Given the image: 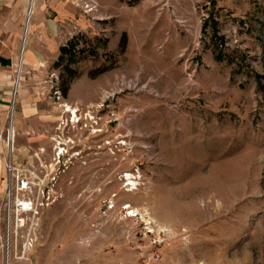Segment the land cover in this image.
I'll return each mask as SVG.
<instances>
[{"label":"rangeland","instance_id":"obj_1","mask_svg":"<svg viewBox=\"0 0 264 264\" xmlns=\"http://www.w3.org/2000/svg\"><path fill=\"white\" fill-rule=\"evenodd\" d=\"M41 1L59 15L58 42L75 37L85 50L72 77L60 51L21 65L13 123L24 104L39 138L8 144V114L0 264H264V0H166L187 24L164 5L175 31L126 34L124 47V32L91 14L140 0H96L91 12L85 0ZM163 1L148 4L157 12ZM68 105L87 124H73ZM10 148L52 190L28 248L25 227L9 233L5 219Z\"/></svg>","mask_w":264,"mask_h":264},{"label":"crops","instance_id":"obj_2","mask_svg":"<svg viewBox=\"0 0 264 264\" xmlns=\"http://www.w3.org/2000/svg\"><path fill=\"white\" fill-rule=\"evenodd\" d=\"M149 1L151 0H140L137 7L125 10L119 8L113 11L112 15L99 14L97 20H103L102 22L105 23L111 22L115 29L129 35L135 33L145 36L148 29L162 32L170 28L174 32L176 26L170 24L169 16L166 14L164 6L158 5L157 12H154L149 7ZM152 1L158 3L159 0ZM202 1L210 2V0H194L198 4ZM41 3L42 1L36 0V5L31 15V23L25 37L29 0H0V133L6 127L10 105L16 90L15 72L21 51L23 54L25 50L24 64L28 67L42 64L51 56L55 57L60 51L61 44H63L58 42L57 37L59 15H50L46 7L40 5ZM66 8L65 12L67 11ZM164 12L165 14H163ZM110 16L113 20H110ZM177 16L180 20L175 17V21L179 25L184 26L187 24L188 18L181 14L179 7L177 8ZM97 23L100 24V21H97ZM177 23L175 24L177 25ZM142 36L140 39L144 40ZM24 38H26V42ZM45 44L48 45V48L45 47ZM18 91L19 88L17 89L16 97ZM24 106V104L20 105L18 103V121L16 122L15 135V141H17L18 145H27L31 143L30 140L34 141L39 138L35 133H29L28 126L22 121L25 114L22 109Z\"/></svg>","mask_w":264,"mask_h":264},{"label":"built area","instance_id":"obj_3","mask_svg":"<svg viewBox=\"0 0 264 264\" xmlns=\"http://www.w3.org/2000/svg\"><path fill=\"white\" fill-rule=\"evenodd\" d=\"M162 5H168L172 14L177 20H180L177 16V5L175 3L164 0ZM85 7L87 11L91 12L97 7L96 0H85ZM91 18L96 20L98 18V14L92 13ZM19 76L20 71L17 70L16 78H19ZM106 96L109 97V94ZM14 101L15 97L13 96V104L11 105L13 108ZM14 112V109H10V120L12 119ZM81 118L82 116L78 115L76 119H74L73 113L70 114V121L73 124H87L86 122L81 121ZM95 121H97V119H95ZM7 139L9 144L10 134ZM65 148L66 146L64 143L59 145V159H61V156L64 155V151L62 150ZM5 168L7 175L4 187L3 205L8 231L9 233L12 230L17 232L19 229L25 227L26 233L24 234V243L26 246L25 248H28L33 245L36 239V228L39 224L41 207L45 204V202H50L52 190L50 189L49 182L46 181V174H43L35 169H26L21 162H18L13 153V149L11 148L9 149V155L5 161ZM41 192L44 195L43 197L40 196ZM46 193L48 194L47 199H45Z\"/></svg>","mask_w":264,"mask_h":264},{"label":"trees","instance_id":"obj_4","mask_svg":"<svg viewBox=\"0 0 264 264\" xmlns=\"http://www.w3.org/2000/svg\"><path fill=\"white\" fill-rule=\"evenodd\" d=\"M137 1V0H132ZM125 40H126V33H123L122 35V47L125 46ZM79 41L75 40V37H71L69 40L61 44L60 46V53L58 56V59L56 61L57 66H62L65 73L69 75V77H72L76 73V69L73 66L74 63H77L81 59V55H79V52L81 54L82 51L85 50L84 47H81L78 49ZM100 70H104V68H101ZM63 93H67V90L69 88V82L68 80H64L61 85Z\"/></svg>","mask_w":264,"mask_h":264},{"label":"bare ground","instance_id":"obj_5","mask_svg":"<svg viewBox=\"0 0 264 264\" xmlns=\"http://www.w3.org/2000/svg\"><path fill=\"white\" fill-rule=\"evenodd\" d=\"M35 1L36 0H30L29 1V6H28V12H27V18H26V28H25V37H26V33L28 32V29H29V26H30V22H31V15H32V12H33V8H34V5H35ZM24 41L26 42V38H24ZM24 44V43H23ZM24 53H25V50L23 52V54L20 55V58H19V71L21 70V65H23V62H24ZM18 83H19V78H17L15 80V86H16V90L14 91V97L16 96V92H17V88H18ZM12 107V106H11ZM14 108H12L13 110ZM67 111H71V114L73 113L74 115V119H76V117L78 116V108L77 107H73L71 105H68L67 108H66ZM15 114V113H14ZM14 114H13V117H12V120H11V128H10V140L14 139L15 138V135H16V128L14 126V123H13V118H14ZM13 142V141H12ZM15 142V140H14ZM14 144V143H13ZM131 177V176H130ZM132 181L130 180L129 183H131ZM131 214V213H130ZM20 257V256H19ZM19 257H16V258H19ZM20 259V258H19ZM6 264H11V257L10 255L7 256V260H6Z\"/></svg>","mask_w":264,"mask_h":264}]
</instances>
